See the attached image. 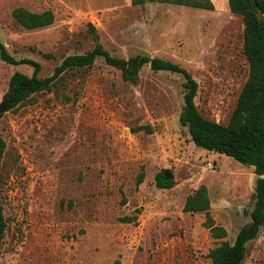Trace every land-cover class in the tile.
I'll use <instances>...</instances> for the list:
<instances>
[{
  "label": "rangeland",
  "instance_id": "rangeland-1",
  "mask_svg": "<svg viewBox=\"0 0 264 264\" xmlns=\"http://www.w3.org/2000/svg\"><path fill=\"white\" fill-rule=\"evenodd\" d=\"M209 1L211 11L131 0H0V43L15 60L38 63L39 78L96 42L115 58L169 61L196 81L198 112L226 125L248 74L244 21L228 0ZM17 7L50 10L55 21L25 30L11 17ZM16 72L31 76L33 67L0 59V104ZM183 83L180 74L148 66L129 83L98 58L3 113L0 264H210V250L232 244L250 222L257 176L192 143L178 121ZM142 126L152 131H136ZM158 173L171 177V189L156 187ZM200 186L224 239L211 237L204 213L183 211ZM242 264H264V226Z\"/></svg>",
  "mask_w": 264,
  "mask_h": 264
},
{
  "label": "trees",
  "instance_id": "trees-1",
  "mask_svg": "<svg viewBox=\"0 0 264 264\" xmlns=\"http://www.w3.org/2000/svg\"><path fill=\"white\" fill-rule=\"evenodd\" d=\"M255 1L264 14V0ZM147 2L213 10L209 0H131V5L138 6ZM228 7L232 14L243 17V53L248 64V74L226 125L207 120L198 112L194 103L198 88L196 81L185 69L169 61L147 56H135L126 60L115 58L96 42L89 52L64 58L55 67L51 76L39 78L38 63L28 59L15 60L0 43V59L3 62L14 66L27 64L33 67L31 76L19 72L11 76L1 101L7 112L29 103L32 95L49 91L64 73L92 67L98 58L106 65L119 70L122 79L129 83L138 81L139 73L144 66H148L154 73L168 72L183 76V106L178 121L181 127L187 129L192 143L197 148L224 155L241 165L253 168L257 176L253 194L254 204L249 214L250 222L238 231L232 244L223 241L210 250L208 254L210 264H242L246 257L247 244L258 236L264 226V178H262L264 176V22L254 15L250 0H228ZM11 17L15 24L25 30L42 29L55 21L54 14L50 10L35 13L22 7L13 9ZM95 40L97 41V37ZM46 57L50 56L46 55ZM136 131L151 132L152 130L149 126H142L136 128ZM3 151L4 142L0 138V158ZM142 180L141 173L137 184ZM155 185L160 189H171L172 181L168 180L166 175L158 173L155 176ZM209 207L207 189L200 186L187 196L183 211L190 214L204 213L206 218L204 225L209 229L211 237L216 240L226 238V231L214 225L209 215ZM5 230L6 222L0 207V254ZM111 264H120V262L116 260Z\"/></svg>",
  "mask_w": 264,
  "mask_h": 264
},
{
  "label": "water",
  "instance_id": "water-1",
  "mask_svg": "<svg viewBox=\"0 0 264 264\" xmlns=\"http://www.w3.org/2000/svg\"><path fill=\"white\" fill-rule=\"evenodd\" d=\"M250 5H251V8H252V11L254 13V15L261 21L264 22V14L259 10L257 4H256V1L255 0H250ZM7 112L6 111V108L5 106L1 103L0 104V116ZM166 178L169 180L171 177L166 175ZM262 178H264V176H262Z\"/></svg>",
  "mask_w": 264,
  "mask_h": 264
}]
</instances>
